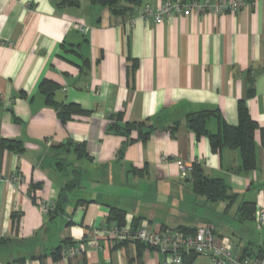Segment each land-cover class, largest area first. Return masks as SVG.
<instances>
[{
    "label": "crops",
    "instance_id": "crops-1",
    "mask_svg": "<svg viewBox=\"0 0 264 264\" xmlns=\"http://www.w3.org/2000/svg\"><path fill=\"white\" fill-rule=\"evenodd\" d=\"M163 1L141 0L116 15L88 0L77 7L0 0V264H136L134 244H86L92 229L110 224L113 209L153 230L201 227L198 204L208 200L180 178L179 162L201 166L237 195L221 200L233 214L231 237L213 230L217 237L248 238L238 253L263 255L264 226L255 212L264 206V0L237 13L176 16L161 25L139 17L140 8ZM45 83L57 106L81 112L62 123ZM241 101L256 123L250 171L239 149L214 152L208 136L187 127V116L201 111L237 126ZM118 114L120 125L146 122L149 138L110 131ZM219 122L208 120L209 135L219 133ZM80 147L86 156L79 157ZM12 176L20 181L8 182ZM74 179L79 185L63 198ZM42 203L53 211L43 213ZM69 244L82 254L57 259ZM143 261L167 264L152 250ZM194 264L211 262L198 257Z\"/></svg>",
    "mask_w": 264,
    "mask_h": 264
},
{
    "label": "built area",
    "instance_id": "built-area-1",
    "mask_svg": "<svg viewBox=\"0 0 264 264\" xmlns=\"http://www.w3.org/2000/svg\"><path fill=\"white\" fill-rule=\"evenodd\" d=\"M257 0H164L160 6L146 5L138 10L139 17L144 21L152 20L161 25L166 20L176 16L195 15L206 13L221 15L237 13L248 4H255ZM133 23V22H132ZM82 33H86L87 26L75 24ZM195 165L179 162L180 178H189ZM8 182L18 183L20 178L12 176ZM42 212L48 214L53 207L41 204ZM255 220L260 227L264 226V206L255 212ZM113 242H140L156 249L165 256L167 264H183L182 254H196L207 258L211 264H264V253L259 257L251 258L237 253L231 246L229 239L218 238L209 227H198L194 233H184L178 229L153 230L143 223L135 224L127 221L125 225L116 223L101 228H94L88 234L86 244L92 249H99V240ZM80 246H71L62 252L63 258H74L82 254Z\"/></svg>",
    "mask_w": 264,
    "mask_h": 264
},
{
    "label": "trees",
    "instance_id": "trees-1",
    "mask_svg": "<svg viewBox=\"0 0 264 264\" xmlns=\"http://www.w3.org/2000/svg\"><path fill=\"white\" fill-rule=\"evenodd\" d=\"M92 4L99 5L101 7L108 8L113 14H122L126 12H131L134 7L141 4V0H88ZM60 6L65 7H77L80 5V0H59ZM52 87L49 84H44L43 93L47 95V103L55 106L57 108L58 117L62 123L69 121L73 115L80 113L77 108L72 105L57 106L52 98L51 90ZM211 117L220 118V131L216 135H209L206 129L208 120ZM123 119L122 114H118L116 118H111L112 122L109 126L110 131H114L118 134L125 135L129 137L133 131L139 133V138L142 140H147L150 136L149 132L145 131L147 127L146 122H135V123H125L120 125L119 122ZM187 127L193 131L198 138L202 136H208L212 150L214 152H219L224 148H236L240 150L243 168L246 171H250L255 168L256 164V152L254 144V131L256 129V123L251 119L248 112L245 101H241L239 104V123L237 126L227 125L223 119H221L220 114L216 111H201L187 116ZM9 147L16 148L18 145L10 144ZM79 157L86 156L85 149L83 147L77 148ZM192 185L193 191L197 196L205 197L210 202H218L225 199H236L237 195H231L229 193L228 186L220 179H214L208 177L201 166L195 165L190 177L186 180ZM78 179H74L69 184H67L63 190V198L67 192L73 191L78 186ZM245 207L249 209L251 214L254 213V207L250 204H245ZM109 223H116L119 226L125 225L126 223V213L121 210L113 209L110 213L108 219ZM137 224V223H135ZM198 228V227H197ZM197 228H186L180 227L184 233H194ZM165 229V228H164ZM116 248H122L132 244L130 242H115ZM136 246L137 256L134 260L136 264H144L143 252L146 250L157 251L156 249L149 247L140 242L133 243ZM76 246V244H69L68 246L62 247L56 251L57 259H62V252L71 247ZM183 264H194L199 257L196 254H182ZM243 256H248L242 254ZM261 256V254H260ZM128 264H133L129 262Z\"/></svg>",
    "mask_w": 264,
    "mask_h": 264
},
{
    "label": "rangeland",
    "instance_id": "rangeland-1",
    "mask_svg": "<svg viewBox=\"0 0 264 264\" xmlns=\"http://www.w3.org/2000/svg\"><path fill=\"white\" fill-rule=\"evenodd\" d=\"M207 204L199 203V215L195 218V225L200 224L201 227H209L212 230L218 231L219 233H226V236L231 237L230 227L233 225V214L225 213L226 203L220 201L213 203L206 201ZM190 213H194V208L191 209ZM229 239L232 248L238 253L237 247L242 243L246 242L248 238H225ZM203 258V257H202Z\"/></svg>",
    "mask_w": 264,
    "mask_h": 264
}]
</instances>
